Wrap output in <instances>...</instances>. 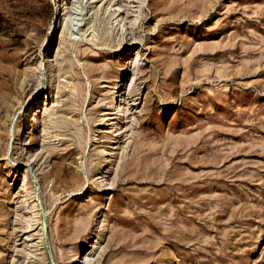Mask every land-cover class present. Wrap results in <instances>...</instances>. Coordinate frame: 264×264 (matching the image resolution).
Here are the masks:
<instances>
[{
	"label": "rangeland",
	"instance_id": "1",
	"mask_svg": "<svg viewBox=\"0 0 264 264\" xmlns=\"http://www.w3.org/2000/svg\"><path fill=\"white\" fill-rule=\"evenodd\" d=\"M90 2L0 0V264H264V0Z\"/></svg>",
	"mask_w": 264,
	"mask_h": 264
},
{
	"label": "bare ground",
	"instance_id": "2",
	"mask_svg": "<svg viewBox=\"0 0 264 264\" xmlns=\"http://www.w3.org/2000/svg\"><path fill=\"white\" fill-rule=\"evenodd\" d=\"M101 0H91V2L89 3V5H90V7L92 8V9H94L95 7H96V5H94L93 6V4H95V3H99ZM70 4V3H69ZM69 4H68V6L66 7V8H64V11H66V9H67V12L65 13V15L67 14V15H69L70 14V12L72 11V8L76 5L75 4V1L74 2H71V5L69 6ZM67 4H65V6H66ZM120 6H117V10H115L114 11V13L111 15V18L112 19H114V20H116L117 21V17H116V14H117V11H120ZM72 14V13H71ZM74 15V14H73ZM122 15V10H121V14H120V16ZM70 18L72 17V15H70L69 16ZM123 24V19L122 20H120V22H119V25L121 26V30H122V32L124 31V26L122 25ZM123 34V33H122ZM125 34V33H124ZM123 34V35H124ZM94 36V35H93ZM128 45V44H127ZM65 70V67L61 64L60 66H59V71H64ZM117 85V88L119 89V91H117L116 93H118V95H120V93H122V88L121 87H119L118 85L119 84H116ZM65 86V85H64ZM61 94L62 93V89L59 87V91H58V94ZM116 95V94H115ZM123 95H121V99H122V101H123ZM58 100H59V97H58ZM58 100L55 102V101H53V105H52V108H54V106H55V104L58 102ZM125 100V99H124ZM119 101V100H118ZM121 101V102H122ZM118 106V105H117ZM114 108V107H113ZM122 109V105L120 104L119 106H118V108H117V110L119 111V112H123V110H121ZM112 110H116L115 108L114 109H112ZM129 112V110H127L126 111V113H128ZM117 114H119V113H115V112H112L111 111V109H109V113H106L105 114V116L103 117V119H102V121H104V120H106V121H111L112 122V120H114L113 119V117L115 116V115H117ZM120 115H121V113H120ZM116 117V116H115ZM113 124V123H112ZM114 127V126H113ZM128 128V127H127ZM126 129V128H125ZM124 129V127H121L120 129H119V131H120V133L119 134H123V135H125L127 132H129V130H125ZM123 130H125V131H123ZM126 136V135H125ZM125 136H123V137H125ZM115 140H112L113 142H116L119 138L118 137H116V138H114ZM121 139V138H120ZM120 141H118L117 143H119ZM103 151H105V150H103ZM29 208V207H28ZM33 208L35 209V208H38V205L37 204H33Z\"/></svg>",
	"mask_w": 264,
	"mask_h": 264
}]
</instances>
